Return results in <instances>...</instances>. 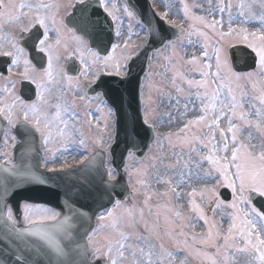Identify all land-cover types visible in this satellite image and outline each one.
Returning a JSON list of instances; mask_svg holds the SVG:
<instances>
[{
  "label": "rangeland",
  "instance_id": "374dc122",
  "mask_svg": "<svg viewBox=\"0 0 264 264\" xmlns=\"http://www.w3.org/2000/svg\"><path fill=\"white\" fill-rule=\"evenodd\" d=\"M0 1L10 11L12 6L27 3L24 19L8 18V11L1 24V49L3 52L11 49L14 53L18 50V54L11 77L6 82L0 79V113L7 126L0 162L13 164L17 139L12 131L24 121L40 135L45 169L74 167L100 151L106 155L108 179L115 180L117 174L109 154L114 139V114L101 97L88 99L85 93L102 73L125 74L127 61L137 54L147 38L144 27L122 0H102L115 22L118 36L111 54L106 58L98 56L88 44L70 35L63 20H58L57 31L62 36H56L58 53L53 52V39L48 36L42 48L48 52L50 64L46 72L39 73L11 39L12 28L17 33L27 31L36 18L51 19V15L55 18L70 10L76 1L83 0H53V6L41 0L46 4L40 2V9L35 0ZM153 4L166 21L182 29L178 41L151 57V69L143 88L146 120L155 125L158 140L143 162L134 157L129 159L126 173L137 193L135 205H118L99 215L88 242L91 260L103 259L106 264H264V216L248 198L252 191L264 195V0H154ZM195 7L203 16L195 14ZM207 33L219 35L220 46L215 40L209 39L212 45L205 41L202 35ZM238 44L248 45L257 53L259 65L254 72L242 75L231 69L229 54L222 50ZM66 49L71 54L77 52L82 64L81 77L69 84L63 73ZM20 75L38 88V98L31 104H25L19 96L15 81ZM182 81L188 85L184 94L192 99L191 105L183 100ZM210 93L213 102L208 110L217 116L211 118L216 119L217 133L209 138L200 137V145L194 142L191 145L194 147L187 150L184 143L199 128L198 123H190L199 114L196 103ZM191 94L194 96L190 97ZM180 109L183 116L178 119ZM187 122L190 128L195 126L190 132L183 136L173 132L166 135L165 132ZM180 173L184 176L180 177ZM194 178L205 180L208 185L216 182L218 188L226 186L233 192L231 204L217 203L211 215L215 219L207 217L203 206V199L214 197V192H204V189L191 194L194 189L183 186V181L191 184L196 181ZM203 184L200 181L198 185ZM166 188L179 194L180 205L186 204L185 211H179L177 201L170 208L149 205ZM190 195L199 197L192 201ZM146 205L150 210L145 209ZM23 210L25 226L59 217V213L43 206L25 205ZM9 216L15 222L11 213ZM191 221L201 224L199 246L211 243V249L216 248L215 258H207L183 239L177 241L176 236L181 233L174 231H182ZM196 229L190 223L187 230L195 234ZM180 243L192 256L197 255L201 263L192 260L190 255H179L176 248H181Z\"/></svg>",
  "mask_w": 264,
  "mask_h": 264
},
{
  "label": "water",
  "instance_id": "95a60500",
  "mask_svg": "<svg viewBox=\"0 0 264 264\" xmlns=\"http://www.w3.org/2000/svg\"><path fill=\"white\" fill-rule=\"evenodd\" d=\"M126 1L148 28V44L131 60L126 78L101 76L99 83L89 93L90 96L102 93L115 111L116 133L111 155L119 178L113 183L107 182L103 166L105 157L101 153L95 154L80 169L81 172L46 175L40 169L36 134L26 124H20L18 133L21 143L15 153L17 166L0 167V264H91L87 238L94 230L97 215L114 206L116 199L123 202L131 194L124 174L127 159L131 153L136 154L138 159H143L155 141L154 129L144 122L141 101L142 83L147 73L149 57L153 52L164 48L168 42L176 40L178 31L156 18L147 0ZM68 24L89 40L92 48L102 55L109 53L114 41L113 26L101 11L99 3H87L78 7ZM27 49L31 60L38 67H43L45 60L34 46H27ZM231 57L237 72H247L256 67V57L247 48H234ZM7 65V59L0 58V72L5 73ZM76 70L74 74H70L77 76L78 68ZM21 95L26 101H32L35 89L26 84ZM3 127L4 123L0 118V137ZM48 179L51 181H43ZM58 179L64 182H58ZM223 196L227 201L230 200L228 193H223ZM251 200L264 213V198L254 194ZM23 202L52 206L61 212V218L49 226L30 229L14 227L6 218L7 207L11 205L20 219ZM6 234H11L12 240ZM97 264L104 262L99 261Z\"/></svg>",
  "mask_w": 264,
  "mask_h": 264
},
{
  "label": "bare ground",
  "instance_id": "6f19581e",
  "mask_svg": "<svg viewBox=\"0 0 264 264\" xmlns=\"http://www.w3.org/2000/svg\"><path fill=\"white\" fill-rule=\"evenodd\" d=\"M89 16H91V15H89ZM56 174H61L62 172H58V171H55V170H53ZM85 175H87L86 173H84ZM61 176H63V175H61ZM60 176V177H61ZM87 176H90L89 174L87 175ZM59 180V179H58ZM94 180V179H93ZM60 181V180H59ZM47 207V206H46ZM34 225H36V224H32V225H29V226H34ZM23 225H22V222H21V220H20V227H22Z\"/></svg>",
  "mask_w": 264,
  "mask_h": 264
}]
</instances>
